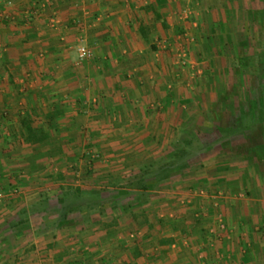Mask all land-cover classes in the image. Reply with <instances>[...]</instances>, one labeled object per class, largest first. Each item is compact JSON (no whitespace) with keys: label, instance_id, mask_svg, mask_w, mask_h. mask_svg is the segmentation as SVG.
<instances>
[{"label":"crops","instance_id":"0c3cea01","mask_svg":"<svg viewBox=\"0 0 264 264\" xmlns=\"http://www.w3.org/2000/svg\"><path fill=\"white\" fill-rule=\"evenodd\" d=\"M253 27L264 0H0V264H264V117L198 132L249 120ZM24 117L51 138L26 143ZM186 128L209 158L121 197ZM69 188L101 205L45 227Z\"/></svg>","mask_w":264,"mask_h":264},{"label":"trees","instance_id":"16d2710c","mask_svg":"<svg viewBox=\"0 0 264 264\" xmlns=\"http://www.w3.org/2000/svg\"><path fill=\"white\" fill-rule=\"evenodd\" d=\"M259 72H258V96L254 100L252 109L241 114V117H249L247 120L240 124V127L237 129L222 127L220 130L221 139L226 137V134L230 131H249L254 129L256 122L251 121L252 117H256L258 113L264 117V57H261L259 60ZM54 117H48L47 121L42 127L34 128L32 122L29 118L24 117L20 121V128L24 132V141L26 143H41L51 138V135L54 132V125L51 122ZM234 125V123H233ZM235 126V125H234ZM193 130H184V136L176 142L173 146L174 149L169 154L163 156L160 159L150 161L146 168H142L140 172V178L129 187L126 186L124 190H120L118 193L121 197H129L133 194L139 195L142 197V200L138 201V204H141L144 200L145 192L155 190L161 187L163 182L169 180L175 175H179L185 169L189 168L198 158L199 155H202L207 152L208 144L202 143L196 136H192ZM123 188V187H121ZM131 190H137V193ZM61 200L59 201L60 206V219L54 221H46L44 226H57L62 222L63 215L68 211H79V210H91L96 208V206L101 205L100 194L97 191H90L83 193L80 189H67L63 190L60 194ZM49 205L47 202H43V208H47ZM23 220V219H22ZM26 220V219H25ZM24 220V221H25Z\"/></svg>","mask_w":264,"mask_h":264},{"label":"rangeland","instance_id":"374dc122","mask_svg":"<svg viewBox=\"0 0 264 264\" xmlns=\"http://www.w3.org/2000/svg\"><path fill=\"white\" fill-rule=\"evenodd\" d=\"M264 28V27H263ZM264 30H262V29H260V28H258V27H253L252 29H251V35H252V37H253V40L255 41L254 43H253V45H254V47H256V46H258V47H263V42H262V39H261V37H262V35H263V32ZM258 59H253L252 60V63L254 64V65H256L257 64V61ZM264 93V92H263ZM239 117H240V115H238ZM195 119V124L197 125V126H200V125H202V120H201V118H198V117H196V118H194ZM225 124H229L228 122H226L225 123V120L224 121H221V122H218V123H213L212 124V126H211V128L209 127H201V129L200 130H198V132L200 133V132H204V133H206V132H208V130L209 129H214V130H217L218 129V127H220V126H224ZM187 129V128H186ZM211 136H206L205 138V140H206V143H208L212 138V134H210ZM223 152V151H222ZM209 155H207V154H202V155H199L198 156V158L197 159H195V161H194V163L196 164V163H200V162H202L205 158H207ZM209 158V157H208ZM68 172H73V170H70V171H68ZM189 172H191V171H189ZM47 173V172H46ZM44 174L42 177H44V179L45 178H49V177H52V176H49V175H47V174ZM58 177V176H57ZM69 177V176H68ZM42 187V186H41ZM47 189V187H44V189ZM52 191L53 189L51 188H48L47 189V191ZM0 191H3V189L2 188H0ZM45 192V193H48V192ZM14 198V197H13ZM15 199V198H14ZM55 208V206H53L52 207V209L53 210H55L54 209ZM222 254H223V252H221ZM219 254H220V252H219ZM222 256L223 255H218L217 256V259L216 260H214V261H212L210 264H225V261H224V259L222 258ZM238 264V261L237 260H235L234 262H232V264Z\"/></svg>","mask_w":264,"mask_h":264},{"label":"built area","instance_id":"2783aa9c","mask_svg":"<svg viewBox=\"0 0 264 264\" xmlns=\"http://www.w3.org/2000/svg\"><path fill=\"white\" fill-rule=\"evenodd\" d=\"M81 44L85 45L86 54L83 56L77 55L79 62L90 59L91 55H92L90 48L84 43V41L82 39L79 40L77 47H76V50L78 51V48L80 47ZM15 195H16V191H12L10 196L14 197ZM7 200H8V196L6 195V193H4L3 191H0V204H3ZM220 229L224 230V225L222 222H220Z\"/></svg>","mask_w":264,"mask_h":264},{"label":"clouds","instance_id":"9594fccd","mask_svg":"<svg viewBox=\"0 0 264 264\" xmlns=\"http://www.w3.org/2000/svg\"><path fill=\"white\" fill-rule=\"evenodd\" d=\"M85 54H86L85 45L81 44L80 47L78 48L76 55L83 56Z\"/></svg>","mask_w":264,"mask_h":264}]
</instances>
